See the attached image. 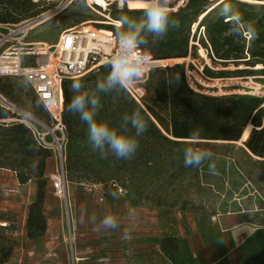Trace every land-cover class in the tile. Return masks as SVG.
Returning a JSON list of instances; mask_svg holds the SVG:
<instances>
[{"label":"rangeland","instance_id":"rangeland-1","mask_svg":"<svg viewBox=\"0 0 264 264\" xmlns=\"http://www.w3.org/2000/svg\"><path fill=\"white\" fill-rule=\"evenodd\" d=\"M28 1L17 0L21 8L14 13V22L35 20L33 24L36 27L27 42L33 44L35 51H38V47H45L50 53L54 51L53 47L62 32L76 26L97 30H110L108 28L112 27L115 34L114 21L121 15L133 18L141 15L131 13L136 10L129 9L128 2L142 0H127L123 7L119 0H109L111 3L107 0H96L100 7H91L88 3L85 5L82 0H75L65 7L62 6L64 0H30L29 6H21ZM91 1L95 0H89ZM189 1L171 0L170 8L172 12H176L185 8ZM220 1L222 0H200L195 8L189 10L190 18L196 21L189 40L191 56L165 60L164 68L169 70L175 65L186 66V70L194 78V86L201 93L228 95V98H251L260 104L259 113L263 114L264 126V65L252 67L245 62L222 63L217 57L210 58L202 52L205 49L203 45L209 41L217 56L212 40L216 30L219 56L220 42L223 44L226 40L236 47L244 48L245 61L251 59L253 51L263 52L264 45L259 43L257 34L264 32L259 24L264 3L240 0H228L224 3L230 4L241 19L246 20L245 23H240L239 34H236L231 18L219 14L223 3L221 6L218 4L204 21V16L197 14L198 9L208 13ZM220 22L223 24L221 28ZM248 27L254 30L255 36L249 34ZM36 43H40L39 46ZM143 50L153 59L160 58L157 55L160 53L154 46ZM227 50L229 47L225 46L222 53ZM39 57L41 58L39 54L25 55L23 66L36 67ZM174 60L175 62H171ZM106 71V65L101 64L98 70H91L78 80L91 91ZM171 76L169 71L157 70L142 84L145 97L138 105L147 115L144 118L148 122V130L139 137V149L131 160H117L112 155L101 158L99 152H94L87 142L86 124L80 120L79 115L66 111L65 105L66 131L63 148L67 159L70 209L67 212L54 194L51 175L60 171V167L53 151H50L52 155L48 160L49 172L53 174L49 173L50 182L43 204L47 231L43 236L35 238L38 239L41 250L47 245L66 247L71 256L69 264H74L75 254L85 258L92 254L96 258L106 256L111 260L110 263L120 264L126 249L139 242L137 238L152 235L158 229L162 234H188L194 228L204 226L209 217L237 209L250 211L253 213L252 220L259 224L264 223V157L252 153L246 145L255 131L260 129L249 124L252 127L249 137L243 140L242 136L238 142L184 140L180 144H174V138L166 130L170 129V87L168 85L163 89ZM73 81H68L66 85L70 99L73 94ZM3 87L7 88L6 92L2 91ZM0 95L15 107L0 100V105L12 113L10 118L0 120V123L34 126L50 132L51 141L54 139L52 132L61 137L23 77H0ZM129 98L126 89L120 94L101 93L102 107L98 119L119 127L122 115L134 111L129 106ZM146 106L161 118L162 123ZM258 137L257 134L256 138ZM2 139L4 137H0ZM197 144L200 146L197 147ZM185 147L209 150L212 157L199 167H185ZM212 163L216 165L215 173L209 171ZM18 183L13 169L0 168V264L33 263V246L26 234V219L29 207L37 199L38 185L36 180L24 188ZM30 191V200L23 199V196L28 197ZM105 214L114 215L118 227L94 230L91 218L95 217V223H99ZM91 250L93 253H89ZM85 263L91 262L86 260Z\"/></svg>","mask_w":264,"mask_h":264},{"label":"trees","instance_id":"trees-1","mask_svg":"<svg viewBox=\"0 0 264 264\" xmlns=\"http://www.w3.org/2000/svg\"><path fill=\"white\" fill-rule=\"evenodd\" d=\"M199 1L200 0H190L185 8H180L176 12H171V18L179 21V27L175 29L170 28L166 38L154 46L160 53L157 54L160 57L159 59H181L191 56L189 40L192 26L196 21H193L190 18L188 12L190 9L195 8V5H197ZM227 1L228 0L221 2L220 6ZM29 5L30 0L21 6H24L25 8ZM20 8L17 0H0V23L14 25L24 23V21L17 23L14 22L15 19L13 15L18 12ZM197 12L198 16H204L203 21L210 14V12L207 13L200 9H198ZM131 13L142 14L138 10L132 11ZM245 22L246 20L242 18L241 23ZM259 24L264 29V7H262ZM221 26H223L222 22H220V28ZM108 29L114 31V28L112 27H109ZM217 32L218 31L216 30V32H214L215 34L212 36L217 56L215 55L214 49L209 41H206V45H203V47H208V43L210 44L212 49L210 58L213 57L216 59L217 57L222 63L245 62L252 67L258 64L264 65V51H253L251 59L245 61L244 59L246 58L243 57L244 48L236 47L229 40H226L223 44L220 42L219 56V52L217 51ZM221 33L222 31L220 29V34ZM257 35L260 38L259 43L264 45V32ZM225 46H228L229 50L222 53ZM234 53H236L235 56H233ZM159 59L154 58V60ZM157 70H166L172 73L167 85L165 84L163 89H166L168 85L170 87L171 102L168 107L170 129L166 128V130L174 138V144H180V141L184 140H220L224 142H238L242 138L245 128L251 124L256 129L259 128L260 130L255 131V134L248 140L246 145L252 153L264 157V126L263 114L259 113L260 104L251 98H245L244 96L240 98H228V95L214 96L202 94L193 90L188 84L186 66L184 65L183 67L175 65L173 68H169V70L166 68H158L153 70L150 75ZM177 76L179 77V80L175 79ZM67 83L65 84L64 89L66 106L70 101V93L66 87ZM2 91L6 92L7 88L3 87ZM129 106L133 110L140 111L143 116H147L143 109L138 105V102H136L131 95L129 98ZM146 107L150 110L153 116L162 123L161 118L151 110L149 106ZM11 116V111L0 105V120L8 119ZM258 131L260 133H257ZM158 132L160 133L159 130ZM193 132H196L197 134L195 137L192 135ZM257 134L259 135L258 138H256ZM0 137H4V139L0 140V168L13 169L17 174L19 183L22 185L34 180L37 181V199L29 207L26 228L29 238L34 239L41 237L47 231V219L44 216L43 204L46 200V191L50 182L48 160L51 158L52 154L49 150L39 146L31 130L25 124L0 123ZM198 146L200 145L197 144V147ZM34 164L35 167H33Z\"/></svg>","mask_w":264,"mask_h":264},{"label":"clouds","instance_id":"clouds-1","mask_svg":"<svg viewBox=\"0 0 264 264\" xmlns=\"http://www.w3.org/2000/svg\"><path fill=\"white\" fill-rule=\"evenodd\" d=\"M126 2L119 0L121 7ZM82 3L86 5L87 0H82ZM142 3L139 18L121 15L114 21L117 47L106 63V74L96 81L94 90H87L78 79L71 84L73 94L67 104V111L79 115L80 120L86 124L87 142L94 152H99L101 158L112 155L117 160H131L139 149V137L148 130V122L138 110L122 115L119 127L98 119L102 107L100 94H120L139 82L147 65V57L141 55V50L157 45L166 38L170 28L179 27V21L171 18V0H142ZM219 14L231 18L233 31L239 34L241 17L232 6L224 4ZM247 31L255 36L251 27ZM175 79L179 80V77ZM192 135L195 137L197 134L193 132ZM183 156L185 167H199L212 157V152L185 147ZM215 168V163L209 165L210 172L215 173ZM95 220V217L91 218L94 230L118 227L117 218L111 214H105L99 223H95Z\"/></svg>","mask_w":264,"mask_h":264},{"label":"built area","instance_id":"built-area-1","mask_svg":"<svg viewBox=\"0 0 264 264\" xmlns=\"http://www.w3.org/2000/svg\"><path fill=\"white\" fill-rule=\"evenodd\" d=\"M74 1L64 0L62 6H68ZM111 2L108 1V3ZM90 6L100 7L93 3ZM34 21L29 20L18 25L0 23V77H23L48 113L56 131L61 135L60 137L52 132L54 139L51 141L49 139L50 132L28 125L39 146L53 151L57 159L60 171L51 175L53 191L68 212L70 202L66 171L67 159L63 148L66 131L64 122L65 84L68 81L84 77L91 70H98L101 64L106 65L114 54L117 44L114 36H110L107 41L102 42L98 32L94 29L86 31L83 26H76L62 32L53 47L54 51L47 52L43 60L41 59L43 56L39 57L36 67L27 68L23 66V57L36 53L33 44L27 42L34 29ZM204 48L205 53L210 56L212 53L210 44L208 43V47ZM141 55L147 57L144 74L139 82L126 88L138 103H141L145 97L142 84L149 78L153 70L163 68L160 60H154L143 49ZM201 73L206 77L203 72ZM186 75L189 86L198 92L199 90L194 86L195 82L191 72L186 70ZM199 93L201 92L199 91Z\"/></svg>","mask_w":264,"mask_h":264},{"label":"crops","instance_id":"crops-1","mask_svg":"<svg viewBox=\"0 0 264 264\" xmlns=\"http://www.w3.org/2000/svg\"><path fill=\"white\" fill-rule=\"evenodd\" d=\"M49 167L50 165L48 169ZM49 173L53 174L51 171ZM15 175L17 177L16 173ZM18 185L24 188L31 185V182ZM20 191L22 192V189ZM29 193L28 197L23 196V199L28 198L29 201L31 191ZM252 217L253 213L250 211L237 209L209 217L204 226L194 228L188 234H162L158 229L152 235L137 238L139 242L126 249L120 264H264V223L259 224L252 220ZM73 222L75 226V220ZM28 240L33 246L31 264L71 262L66 247L47 245L41 250L38 239ZM89 253H93V250ZM77 255L75 254L76 259H73L74 264L75 260L77 264L79 261V264H112L106 256L96 258L95 254H92L91 257L85 258ZM86 260L91 263H85Z\"/></svg>","mask_w":264,"mask_h":264},{"label":"bare ground","instance_id":"bare-ground-1","mask_svg":"<svg viewBox=\"0 0 264 264\" xmlns=\"http://www.w3.org/2000/svg\"><path fill=\"white\" fill-rule=\"evenodd\" d=\"M107 1H109V0H107ZM223 1L224 0L220 1L216 5L212 6L208 10V13L211 12L212 10L216 9V7L218 6V4H220ZM240 1L247 2V3H264V2H261V1H258V0H240ZM87 3H88L89 6H90V4L92 5V3L93 4H96L98 6V3L96 2V0L95 1H91V2H89V0H88ZM128 7L131 10H141L143 8V3H142V1H129L128 2ZM33 25H34L33 28H35L36 27V24H33ZM92 29L93 28H88V29L85 28L86 31L87 30H92ZM94 30L98 32V34H99L100 39L102 40V42L107 41L110 38V36H114L113 32L110 31V30H107V29H99V30L94 29ZM39 44L40 43H36V45H38V46H39ZM102 45L106 48V46L104 44H102ZM37 50L38 51H36L35 54H39V55L43 56L41 58L42 60L45 59L44 58V55L47 54V51H46L47 49L45 47L44 48L38 47ZM202 52H203V54H206L203 50H202ZM165 62H166L165 60L164 61H161V64H162L163 68L166 67L165 66L166 65ZM258 67L260 68L261 66H258ZM251 128H252L251 125H248L245 128L244 135H243V140H246L249 137L250 132H251Z\"/></svg>","mask_w":264,"mask_h":264},{"label":"water","instance_id":"water-1","mask_svg":"<svg viewBox=\"0 0 264 264\" xmlns=\"http://www.w3.org/2000/svg\"><path fill=\"white\" fill-rule=\"evenodd\" d=\"M0 100H1L2 102H4L5 104H7L8 106H10V107H14L12 104H10L9 102H7L6 99H4L1 95H0ZM14 108H15V107H14Z\"/></svg>","mask_w":264,"mask_h":264}]
</instances>
